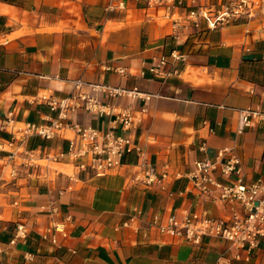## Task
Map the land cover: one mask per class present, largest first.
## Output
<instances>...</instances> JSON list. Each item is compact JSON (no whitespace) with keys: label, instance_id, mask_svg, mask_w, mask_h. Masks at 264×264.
Returning a JSON list of instances; mask_svg holds the SVG:
<instances>
[{"label":"crops","instance_id":"obj_1","mask_svg":"<svg viewBox=\"0 0 264 264\" xmlns=\"http://www.w3.org/2000/svg\"><path fill=\"white\" fill-rule=\"evenodd\" d=\"M170 1L172 12L144 0H125L126 8L115 10L106 9L110 0H0V128L9 113L19 123L54 118L57 112L40 97L81 91L132 110L136 127L114 131L142 149L105 175L60 157L74 136L70 130L53 139L28 138L9 164L10 152H3L1 264H264V240L235 259L225 241L207 236L193 244L154 224L156 217L165 222L189 212L230 217L243 212L240 203L214 200L185 175L165 188L133 180L143 163L185 173L195 160H214L230 148L244 182L264 181V119L237 131L241 109H264V0L251 19L189 30L181 41L170 35L173 18L204 0ZM174 48L186 59L170 60L162 74L151 72ZM76 80L83 81L79 88ZM93 83L138 88L150 99L112 97ZM71 118L106 132L111 117L81 108ZM11 137L10 128L0 129V140ZM18 223L27 225L26 238L16 236Z\"/></svg>","mask_w":264,"mask_h":264},{"label":"built area","instance_id":"obj_2","mask_svg":"<svg viewBox=\"0 0 264 264\" xmlns=\"http://www.w3.org/2000/svg\"><path fill=\"white\" fill-rule=\"evenodd\" d=\"M144 1L148 6L166 5L168 12L175 9V5L170 0ZM262 3L263 0H204L184 16L173 18L170 35L176 41H181L189 30L196 32L214 30L232 25L243 17L251 19L255 17ZM125 8V0H110L106 6L107 10ZM186 57V53L174 48L170 54L161 57L150 71L155 75L162 74L163 67L170 60H185ZM75 84L79 88L83 81L76 80ZM91 86L94 90L108 92L112 97L126 95L133 99H150L149 94L139 91L138 88L127 89L99 83H93ZM40 100L46 103L52 112H57V116L42 122L22 123H19L12 113L4 118L0 129L6 131L10 128L12 133L9 140H0V155L5 151L10 152L6 156L7 164L15 155L24 152L21 148L28 138L39 136L53 139L65 130L72 131L74 136L69 139L68 151L61 153L60 157H69L76 162L81 171L105 175L121 166L124 156L132 152L142 154L141 147L134 143L132 138L114 131L118 128L129 130L136 127L139 122L138 116L129 108H119L115 104L102 102L96 96L81 91L65 97L42 95ZM81 108L99 116H110L108 131L103 132L89 124L72 120V115ZM257 119H264V109H241L238 133L253 126ZM15 143L18 145L16 149L7 150ZM205 148L206 144L203 143L200 149L204 151ZM184 175L188 177L194 189L223 203H240L243 212L235 211L230 217L225 218H213L206 213L189 212L183 219L172 215L165 222L156 217L154 224L162 233L184 237L193 244L201 243L207 236L220 239L226 242L227 250L233 252L235 259L241 258L242 251L252 253L260 246L264 240V181L259 177L244 182V172L237 154L230 148H222L214 160L208 158L195 160L190 170L185 173L172 172L168 164L158 169L143 163L133 180L136 184L146 187L158 184L165 188L171 179ZM59 226L57 225L55 230L65 235L64 228ZM27 235V225L18 223L16 236L26 238ZM52 241L56 243L57 239L53 237ZM218 264L227 263L219 261Z\"/></svg>","mask_w":264,"mask_h":264}]
</instances>
